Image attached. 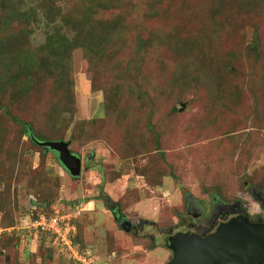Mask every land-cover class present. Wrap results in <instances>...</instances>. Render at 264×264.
<instances>
[{
  "label": "rangeland",
  "instance_id": "1",
  "mask_svg": "<svg viewBox=\"0 0 264 264\" xmlns=\"http://www.w3.org/2000/svg\"><path fill=\"white\" fill-rule=\"evenodd\" d=\"M7 1L31 17L0 30V38L15 35L0 43V56H9L0 63V264H167L168 234L213 199L259 212L250 191L264 190V0L223 13L213 0H127L131 9L109 0ZM46 4L91 5L92 18L78 19L95 34L105 27L93 51L70 53L62 84L69 77L70 98L40 71L33 82L16 74L23 83L14 86L5 75L7 51L37 54L61 25L58 17L47 25ZM27 125L47 141L69 142L80 177L33 147ZM55 211L71 249L30 225Z\"/></svg>",
  "mask_w": 264,
  "mask_h": 264
},
{
  "label": "trees",
  "instance_id": "2",
  "mask_svg": "<svg viewBox=\"0 0 264 264\" xmlns=\"http://www.w3.org/2000/svg\"><path fill=\"white\" fill-rule=\"evenodd\" d=\"M1 1V9H0V30H7L10 26V23L14 21L16 18H20L22 22H25L29 17H31L30 11L28 12H22V10H16L12 11L9 8H7V0H0ZM110 2H115L116 7L114 6V9H120L123 6L129 8L130 5L126 3L127 0H109ZM52 2V0H50ZM245 4H241V0H213V3L215 4V12H232L233 8L237 7L238 9H253L254 7L258 6V3H260V0H249L246 3V0H243ZM55 3V2H54ZM53 3V4H54ZM114 3V5H115ZM55 5V4H54ZM51 4H46L44 6H47V12H44L45 17H47V25H52L54 20L58 17L61 21L60 26H55L54 31L47 35L45 42L37 49L38 53L35 54L30 49H25L27 52H20L19 49L15 46L11 48L8 53L11 54L10 58V67H13V72L11 75H8L7 73L10 71V67L6 69V77L8 78V81L11 83L12 86L16 84L22 85L23 82H17L18 79L15 77L16 74L25 76L26 79H29L31 82H33L32 78L30 76H34L37 71H40L41 78L43 76H46L47 79H54V82L56 84V87L59 86L63 90V95L70 98L71 95V82L69 77L67 78L68 85L67 87L63 88V80L65 79L64 76H66L69 73V67H68V59L70 56V53L73 49L78 48H86L88 50L93 51L94 48H96L97 44L95 43V40H102L101 38L104 37V25L99 26V30L101 32H97L95 34L93 32V29L96 27L87 24L89 21H83L82 19H78L79 15L89 16L92 18L94 15L91 12V15L87 14V11H91V5H89L86 9L83 8V6L80 7V10H74L72 8H63L62 6H54ZM113 5V4H111ZM241 5V6H240ZM240 6V8H239ZM232 8V9H231ZM131 9V8H129ZM78 11V12H77ZM85 11V12H84ZM152 17H157V11L153 9L151 12L150 9V15ZM33 19H35V16H33ZM119 20V21H118ZM114 22L118 21L120 26V19H118ZM54 24V23H53ZM221 28V27H217ZM63 29H69L71 33L73 34L72 38H69L63 31ZM118 29H115L112 33L117 31ZM7 34L0 38V43L6 44L13 42V37L15 35H12L10 31L6 32ZM23 39H26L27 37H30L31 31H26L22 28V30L19 32ZM100 34V35H99ZM217 34V32H216ZM97 35V36H95ZM7 39V40H6ZM219 40V38H217ZM100 46V45H99ZM250 50H252L253 53L257 52L256 44H252L250 46ZM6 57H9L8 55ZM5 55L3 54L0 56V63H3L4 60L8 61L6 59ZM231 57L237 58V54H227L226 59H230ZM230 64V63H228ZM231 65V64H230ZM1 74V73H0ZM1 77V76H0ZM43 81V79L41 80ZM11 120L15 123H19V121L15 118H11ZM27 136L29 143L37 148L41 149L43 151H48L47 148L41 147L38 144L35 143V141L43 142L47 141L45 137L42 135L35 134L32 130V128L27 125L26 126ZM35 141H34V140ZM0 209H3L0 207ZM116 210L113 211V215L118 217L119 215L115 213ZM112 212V211H111ZM118 221L119 225L123 224L119 219H115Z\"/></svg>",
  "mask_w": 264,
  "mask_h": 264
},
{
  "label": "water",
  "instance_id": "3",
  "mask_svg": "<svg viewBox=\"0 0 264 264\" xmlns=\"http://www.w3.org/2000/svg\"><path fill=\"white\" fill-rule=\"evenodd\" d=\"M35 143L54 153L72 178L80 177L81 159L70 151L69 142ZM166 246L172 253L167 264H264V222H252L238 215L221 222L207 235L185 231L170 233Z\"/></svg>",
  "mask_w": 264,
  "mask_h": 264
},
{
  "label": "flooded vegetation",
  "instance_id": "4",
  "mask_svg": "<svg viewBox=\"0 0 264 264\" xmlns=\"http://www.w3.org/2000/svg\"><path fill=\"white\" fill-rule=\"evenodd\" d=\"M251 189L250 192L253 198L259 204V212L250 214L238 201L231 204H224L213 199L209 206L205 205V208L201 209L198 214L191 215L192 218L189 217V220L183 218L179 220V222L181 221L182 229L184 228L182 231L196 233L200 236L207 235L213 232L221 222L238 215L246 216L252 222H264V190ZM185 204L186 214L190 215L192 208H190L187 198ZM252 215L254 216L251 218ZM117 219L123 223L125 222L123 218L117 217ZM131 229L134 230L135 228L130 227Z\"/></svg>",
  "mask_w": 264,
  "mask_h": 264
},
{
  "label": "built area",
  "instance_id": "5",
  "mask_svg": "<svg viewBox=\"0 0 264 264\" xmlns=\"http://www.w3.org/2000/svg\"><path fill=\"white\" fill-rule=\"evenodd\" d=\"M54 214L51 216H45L41 214L34 221H32L30 225L35 230L50 234L52 236L51 239L53 240V244H56L58 239H60L63 242V245L67 246L68 249H71V247L73 246V236L71 234H69L68 237L66 234H64V236L62 235L65 222L61 220V216H59V211H55ZM77 255L79 256L80 254H78L77 252ZM76 259L84 261L85 257L83 255H80L79 258Z\"/></svg>",
  "mask_w": 264,
  "mask_h": 264
}]
</instances>
